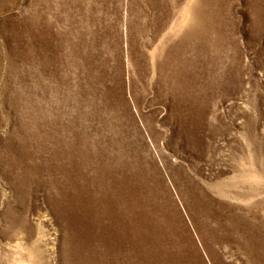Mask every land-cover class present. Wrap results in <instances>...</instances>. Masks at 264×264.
Wrapping results in <instances>:
<instances>
[{
	"label": "rangeland",
	"instance_id": "rangeland-1",
	"mask_svg": "<svg viewBox=\"0 0 264 264\" xmlns=\"http://www.w3.org/2000/svg\"><path fill=\"white\" fill-rule=\"evenodd\" d=\"M0 264H264V0H0Z\"/></svg>",
	"mask_w": 264,
	"mask_h": 264
}]
</instances>
